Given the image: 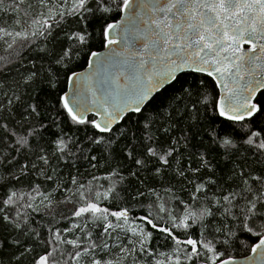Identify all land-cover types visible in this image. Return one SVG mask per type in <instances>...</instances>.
Instances as JSON below:
<instances>
[{
	"label": "snow or ice",
	"instance_id": "6c2138e0",
	"mask_svg": "<svg viewBox=\"0 0 264 264\" xmlns=\"http://www.w3.org/2000/svg\"><path fill=\"white\" fill-rule=\"evenodd\" d=\"M4 2L0 0V11L4 10ZM26 2L22 18L17 17L12 24L0 20V43L6 50L13 49L21 41L30 45L37 37L42 38L44 44L39 47L44 55L30 61V67L21 65L24 68L21 79L6 88L4 85L11 69L4 71L5 57L0 56V189H3L0 197V264H6V261L7 264H23V258L32 251L25 238H40L25 211H35L39 207L37 200L48 209L53 221L55 207L71 204V215L64 218L72 223L65 229L48 227L47 240L40 241L46 250L33 258V264H140L145 256L152 258L147 264H237L230 249L238 232L256 237L250 248L254 259H250L252 264L257 261L264 264V170L255 174L232 164L230 171L237 179L225 188L231 176L217 185L211 158L202 151L191 152L183 167H174L179 163L178 156L188 150L189 142L195 137H200L199 147H204L203 139L207 138L209 148L215 144L224 150L225 156L241 155V149L247 145L251 154L259 159L264 156V129L237 131L227 125L218 126L215 121L203 126L197 122V132L188 135L193 127L189 124L187 131L181 129L183 136L180 139L172 137L165 142L169 145L167 148L157 144L158 137L146 136L151 143L143 152L139 151L141 145L134 143L136 134L130 133L124 157L134 168H144L146 158H155L161 166L173 168L176 176L184 177L193 185L194 202L208 201L207 206L201 203L198 209L186 205L179 221L171 216L168 226L158 223L163 217L151 213L138 217L141 224L137 225L134 220L130 222L128 207L113 210L105 206V201L120 195L115 182L107 188L100 185L93 189L90 184H78L73 177L69 183L77 185L75 192L60 201L55 199L53 191H42L39 183L33 182L27 192L14 190L30 174L34 180L44 177L45 181H53L54 169L46 171V166L55 152L47 150V135L55 136L50 144L55 145L56 152L71 156L62 134L50 132L49 125L37 118L46 107L42 95L48 94V89L53 87V78L59 74L57 66L69 69L73 60L80 57L92 37L89 28L96 23L101 24L104 44L112 55L101 60L98 52H90L88 67L97 65L100 70L87 77L74 71L69 73L72 95L64 93L59 103L68 120L75 125H91L100 134L112 133L114 125L127 114L144 112L158 95L173 89L163 105L167 113L171 103L182 104L196 87L185 82L175 88L181 73L205 74L218 86L223 85L225 93L215 106L219 117L233 125L262 122L264 98L257 99V95L264 90V0H35L39 10L34 12L28 11L34 8L33 0H12L11 10L20 12L19 5ZM113 12L121 13L123 19L119 23H102ZM56 28L60 31L53 35ZM61 35L66 40L61 39ZM53 41L54 50L46 51L47 43ZM113 46H118L119 50ZM105 65L109 67L105 68ZM93 75L95 87L92 86ZM121 77L126 81L123 85L119 83ZM85 82L88 83L87 93L81 90ZM198 84L203 85L204 81L200 80ZM22 98L32 102L25 107L20 103ZM21 107L24 110L19 112L17 119V109ZM196 111L194 102L188 108L190 120L195 119L191 113ZM90 112L102 114V119L89 120L87 114ZM59 114L60 109H57L53 120ZM29 117L31 122L25 123ZM170 120L171 114L159 131L171 132L175 121ZM147 128L146 123L145 131ZM89 139L96 144L114 143V140H106L104 135ZM238 141L242 143L238 144ZM181 143L183 150L179 147ZM193 163L197 166L192 167ZM160 171L157 167L156 172ZM129 172L131 176H137L136 171L130 169ZM188 172L193 176L202 172L204 175L196 183L187 176ZM113 176L123 180V176L115 171L105 178L111 180ZM208 186H216L221 194L212 192L209 196ZM54 187L60 190L58 185L54 184ZM63 191L66 193L71 189ZM143 195V191L137 190L131 198L138 200ZM159 207L161 212L165 211L162 204ZM217 216L226 219L217 225ZM90 224L100 228L95 238L91 231H85ZM197 225L204 231L193 237L190 229ZM149 226L171 241L170 254H157L155 248L149 247L154 235L153 231L147 230ZM209 228L214 229L209 233L212 239L205 235ZM177 230H182L179 235ZM114 232L117 233L115 238ZM67 233H74V238H68ZM120 233L125 234L124 240L120 239ZM110 238L112 244L108 243ZM64 245L69 247L63 248Z\"/></svg>",
	"mask_w": 264,
	"mask_h": 264
},
{
	"label": "trees",
	"instance_id": "16d2710c",
	"mask_svg": "<svg viewBox=\"0 0 264 264\" xmlns=\"http://www.w3.org/2000/svg\"><path fill=\"white\" fill-rule=\"evenodd\" d=\"M33 3L34 8L28 9L30 12L39 10L35 6V0H33ZM3 8L4 10L0 11V20L12 24L17 17L22 18L23 11L27 8V2L24 5H19L20 12H13L11 10L12 0H5ZM119 15V12L110 13L102 23L115 22L118 20ZM59 31L60 28H56L53 35ZM89 31L92 32V37L89 40L88 47L83 49L79 58L73 60L70 68L64 69L57 66L59 74L53 78V87L48 89V94L42 95L46 107L41 111L40 116L37 118V120H42L49 125L50 132H60L62 134L65 142L68 144L71 156H64V154L56 152L55 145L50 144V142L55 139V136L47 135L46 140L49 142L46 146L47 150L50 153L55 152V156L64 157L62 159H56L55 156L51 155L49 157L50 163L46 166V171L54 169L53 181H45L44 177L34 180L30 174L28 177L24 178L14 190H18L21 193L27 192L33 182L39 183L41 184L42 191H53L55 199L60 201L63 200L65 196H72V193L75 192L77 185L69 183L73 177L76 178L78 184H90L93 189L98 188L100 185L107 188L115 182L117 185V191L120 195L112 201H105V206L112 208L113 210H118V207H128L130 210V222L134 220L137 225L141 224V221L137 219L138 217L151 213L152 216L163 217V221H158V223L168 226L171 216L177 217V222L179 221V218L182 217L186 210V205H191L193 209H198L201 203L207 206L208 201L202 202L197 200L194 202L192 200L193 185L191 183H189L184 177L176 176L173 168L161 166L159 161L155 158H146L147 163L144 168H134L130 161L124 157L125 145H127L128 141L131 139L130 133L134 132L136 134V140L134 143L140 144L141 147L139 151L143 152L145 146L148 143H151V139H145L146 136L150 138L158 137L157 144L163 145L164 148H167L169 145L165 142L172 137L180 139L183 136L181 129L187 131L189 124L193 126L191 132L188 133L190 136L198 131L195 127L197 122L203 126L209 122L215 121L218 126L227 125L229 127H234L237 131H259L264 129V118H261L262 122L259 124L249 125L246 121L243 126L239 123L233 125L232 122L219 117L215 110L219 94L214 81L201 74L184 73L180 75V79L175 84V88H179L185 82L190 85H196V87H193L191 96L185 98L182 104L178 101L171 103L167 113H165L163 105L166 102L167 97L172 95L173 89H169L167 92L158 95L157 98L147 106L144 112L127 115L125 119L113 129L112 133L100 134L96 129L92 128L91 125H75L74 122L68 120L66 114L63 112L59 99L66 91L69 73L72 71L78 72L84 69L87 65L90 52H98L103 49L104 39L102 36L101 24H94L92 28H89ZM60 38L66 40V37L63 35H61ZM54 43L55 41L47 43L45 50H54ZM21 44L24 46L21 47ZM43 46L42 38L39 37L35 38V42L30 45L27 41H21L20 44H17L11 50H6L3 43H0V56L5 57L4 71L9 72V69H11L4 85L5 88L8 84H13L15 81L21 79L20 74L24 72V68L21 67V65L30 67V61L36 59L37 56L44 55L43 52L39 51V47ZM33 49L36 50L34 51ZM9 61L10 63H8ZM36 63L39 64L41 61L36 60ZM200 80L204 81L203 85L198 84ZM37 91H39V89H37ZM261 98H264V91H261L257 95V99ZM30 102L32 101L22 98L20 103L26 107ZM194 102L196 103L198 111L191 113L195 119L190 120L188 108ZM57 109H60V114L56 120H53V117L56 116ZM173 109H176V111H173ZM23 110V107L17 109V119L20 118L19 112ZM169 114H171V120L169 122L175 121L172 131L169 133L159 131L161 125L165 123ZM88 119L94 120L92 117H89ZM31 120L32 118L29 117L28 121H25V123L31 122ZM146 123L148 124L147 131H145ZM120 133H123V135H120ZM99 135H104L106 140H114V143H111L110 145L106 142L96 144L89 139V137L95 139ZM201 135L203 136V133ZM199 143L200 137L192 139L188 144V150L184 151L182 156H178L179 163L174 167H183L185 161L189 159L191 152L202 151L206 156H210L211 158L214 165L213 171L216 173L213 178L216 179L217 185L221 184L222 179L231 176V179H228L227 184L224 185L225 188L228 184H231L233 180L237 179V177L232 176L231 174L230 169L232 164H235L238 167L243 166L247 171H254L255 174H260V171L264 170V156H259V159H257V156L252 155L248 150L247 145L241 149V155L237 156L229 154L225 156L223 154L224 150L217 147L215 144H212L211 148H209V141L207 138L203 139V148L199 147ZM239 143H242V141H238V144ZM193 145H197V147H193ZM179 147L183 150V143H181ZM159 150L160 149L158 148V151ZM92 157H95V159H92ZM141 158L144 159L145 157L141 156ZM195 159L198 163V157ZM197 163H193L192 167H196ZM157 167L161 168L159 173L156 172ZM130 169L137 172L136 177L130 175ZM113 171L120 173L123 176V180L121 181L117 176H113L111 180L105 178ZM201 175H204V173H198L195 174V176H193L191 172L187 173V176L193 178L196 183H199ZM93 177L99 179L94 180ZM54 184L58 185L60 190H56ZM208 187L210 188L209 196H211L212 192H216L217 195L221 194V192L217 191L216 186ZM65 188L71 189V191L65 193L63 191ZM123 189H127V191H122ZM137 190L143 191L145 195L140 196L138 200L132 199L131 197L135 195ZM2 196L3 189H0V197ZM73 199H75V197H73ZM36 204H39V207L35 211L32 209H26L25 211L29 213L28 221L34 227L35 231L40 233V238L36 240L25 238V241L31 246L32 251L23 258V264H33V258L38 257L39 254H43L46 250L45 245L40 241L47 240L48 227L54 226L55 228L65 229L70 227L72 223V221L64 218L71 215V204H59L54 208L56 213L55 221H58V223L53 221L52 215L49 214L48 209H46L43 204L39 203V200L36 201ZM161 204L165 209L163 212L160 211L159 206ZM213 211H215V208H213ZM208 219L211 220L212 218L209 217ZM224 219H226V217L217 216L216 224L220 225L221 220ZM50 221L52 223H50ZM147 230L154 232L152 243L149 247L155 248L157 254L161 252H168L170 254L172 248L171 241L164 238L159 232L152 230L150 226ZM85 231H91L93 238H95L99 234L100 228L90 224L89 228L85 229ZM180 231L182 230H177L178 235L180 234ZM200 231H204V229L199 225L190 229L193 237L197 236ZM213 231L214 229L209 228L208 232L205 233L208 239L213 238L212 235L209 234ZM124 235V233H120L121 240H124ZM67 236L68 238H74V233H67ZM116 236L117 233L114 232L113 238ZM240 241H244V243L242 244ZM124 242L127 241L125 240ZM255 242V236L238 232L237 237L234 239L233 246L230 249L231 255L235 258L246 256ZM108 243L112 244L113 239H108ZM62 247L67 248L69 246L64 245ZM157 258L162 257L157 256ZM150 259L152 258L145 256L142 258L140 264H147V261Z\"/></svg>",
	"mask_w": 264,
	"mask_h": 264
},
{
	"label": "water",
	"instance_id": "95a60500",
	"mask_svg": "<svg viewBox=\"0 0 264 264\" xmlns=\"http://www.w3.org/2000/svg\"><path fill=\"white\" fill-rule=\"evenodd\" d=\"M122 19H123V16H122V14L120 13L118 20L115 21V22H116V23H119ZM245 47L247 48V45H246ZM113 48H115L117 51L119 50V47H118V46H113ZM98 53L100 54L99 59H101V60L104 59V58H106V57H111V55H112V53L110 52L109 48L106 47L105 44H104V46H103V49L100 50V51H98ZM88 62H89V58H88ZM88 62H87V65H86V67H85L84 69H82L81 71H78V72H76V73H79L81 76L87 77V76H89L90 74H94V73H96L97 71L100 70L99 67H98L97 65H94L92 68H89V67H88ZM108 67H109L108 65H105V68H108ZM182 74H184V73L179 74V76L182 75ZM201 75L207 76V75H205V74H201ZM207 77H208V76H207ZM209 78H211V77H209ZM95 79H96V78H95V76L93 75V82H92V86H93V87H95ZM211 79H212V78H211ZM212 80L214 81V83H215V85H216V87H217L218 94H219L218 99H219L220 97H222V96L224 95V93H225V89H224L223 85H219V86H218L217 83H216V81H215L214 79H212ZM119 83H120L121 85H123V84L126 83V81H125V79H124L123 77H121ZM87 89H88V83L85 82V83L83 84L81 90L84 91L85 93H87ZM262 91H264V90H262ZM65 93H68L70 96L72 95V85L68 82V80H67V87H66V91H65ZM89 98H91L90 95H89ZM129 114H131V113H129ZM129 114H127V115H129ZM87 115H88V118H89V117H92V118H94V120H101V119H102V114H101V115H97L96 112H90V113H88ZM221 118H222V117H221ZM223 119H224V118H223ZM121 122H122V120H121L120 122H118L117 124H115L114 127H113V129H114L116 126H118ZM107 134H108V133H107ZM250 258H252V253H251V251H250L246 256H243V257H236V262H237V264H252V259H254V258H252V259H250ZM257 264H259V261H257Z\"/></svg>",
	"mask_w": 264,
	"mask_h": 264
}]
</instances>
